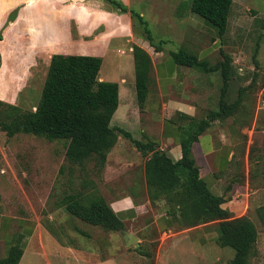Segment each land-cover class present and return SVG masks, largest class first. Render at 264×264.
Returning a JSON list of instances; mask_svg holds the SVG:
<instances>
[{
  "label": "crops",
  "instance_id": "0c3cea01",
  "mask_svg": "<svg viewBox=\"0 0 264 264\" xmlns=\"http://www.w3.org/2000/svg\"><path fill=\"white\" fill-rule=\"evenodd\" d=\"M126 1L128 3L130 0ZM131 1L149 4L156 2L155 0ZM184 1L190 0H162V3L170 4L179 11L180 8L183 9ZM13 2L14 0H0V16L5 8L12 7ZM30 2L32 3L33 0ZM52 2L53 0H50L49 3L43 5L48 19L50 18L49 22H46V33L36 30L37 27L26 19L16 23L17 27L21 29L13 28V24L8 23L11 34L3 37V42H0L1 56L7 57L13 54V41L24 42L26 39L27 43L31 45L26 49L28 52L32 51L30 47H34L35 50L50 51L53 55L75 54L74 51L69 50L70 48L67 50L66 47L64 49L58 46L61 43L72 42L67 21L73 18L71 20L74 22L73 24H76L77 36L80 37L90 35L89 33L95 27H93L91 19L86 23L84 16H80L79 12L68 18L69 12L65 11L58 15L59 20L57 21L52 14ZM263 20L264 0H231L225 31L221 38L217 37L213 27L190 14L189 9H187L185 17L178 14V18L175 19L178 31L181 32L177 35V40L180 41L186 52L191 50L192 52L188 51V53L210 65L221 60L220 51L229 57L231 77L224 98L227 104L236 99L239 88L249 84V86L257 88L259 83L254 82V79L256 80V77L260 79L264 75V30L261 29ZM48 27H50L49 30ZM16 31L23 33L21 40L15 39ZM124 40L126 43L132 41L131 37L128 39L127 36ZM75 43L79 44V42ZM89 43L90 41H85L84 44L89 45ZM132 44L136 43L132 42ZM139 47L147 53L151 64L148 76L150 82L145 100L140 108H136L132 112L129 99L127 98L125 103V101H121L120 97L125 91L127 97L130 94L133 96L134 86L132 87L123 78L118 81L113 80L112 82L117 84L118 100L117 108L109 125L113 124L111 127L124 130L135 140L149 139L153 141L159 150L165 151L173 161H176L180 158L179 146L173 141L176 127L167 121H173L177 113L194 119L204 118L209 110H213L211 109L215 103L213 98L219 85L216 98L217 107L221 89L220 76L217 72L203 73L177 66L173 64L168 54L164 58L161 50L154 52L152 49L149 52L147 50L149 48H143L140 44ZM69 52L72 54H65ZM128 52L131 53V46L128 47ZM242 72L245 77L241 81L238 76ZM209 74H214V77H211L215 78L214 84L211 83ZM97 80L105 82V78L98 76ZM261 87L262 92L264 84ZM232 89L236 91L234 97L232 93L230 94ZM227 95L229 97L226 98ZM117 112L118 115H116ZM258 120H261L259 126L256 124ZM256 138H260V141L259 145L254 146ZM262 138L264 139V98L259 101L247 100L243 102L242 100L240 109L232 111L225 118H217L210 122L209 126L191 145V157L198 169L199 178L213 195L220 196L224 200L222 206L233 218L245 215L249 208L248 202L251 195L262 194L264 196V152L262 151L264 140L262 141ZM113 153L124 154H120L122 156L116 163L119 171L113 173V177L119 178L123 182L120 185L124 192L121 195H115L111 190L109 199L104 197L103 199L123 224L122 230L137 239V246L129 248L131 251L136 252V249L146 243H155L158 256H160V251L164 250L165 254V251L170 247L174 248L180 240L179 236L188 232H196L200 235L203 232L207 233V230L212 228L215 222L182 230L172 226L173 217L166 214L167 208L163 201H156L151 206L147 199L142 174L145 159L135 151L127 140L117 137L114 146L106 155V161L102 168L104 173L109 163V157ZM122 230L115 232L118 233L121 244L120 232ZM32 234L31 222L26 223L24 220H16L14 217L0 213V259L5 256L7 248L14 243L16 235H20L19 243L22 247V254L17 263L20 264L25 251L30 252L29 243ZM47 236L46 233V240ZM111 240L112 235H109L108 243ZM199 241L201 245L206 239L200 237ZM39 246L40 260L49 264L47 250L41 242V234ZM164 254L162 253L166 258V254Z\"/></svg>",
  "mask_w": 264,
  "mask_h": 264
},
{
  "label": "rangeland",
  "instance_id": "374dc122",
  "mask_svg": "<svg viewBox=\"0 0 264 264\" xmlns=\"http://www.w3.org/2000/svg\"><path fill=\"white\" fill-rule=\"evenodd\" d=\"M30 1L14 0L10 9L5 8L2 11L0 42H3V37L11 34L8 23L13 24V28L21 29L16 23L25 19L35 25L36 30L46 33V22H49L50 18L48 19L43 5L50 0H33L32 3ZM110 1L134 12L146 22L152 42L163 41L160 48L164 58L169 52L185 50L177 40V35L181 32L178 31L175 19L178 18V14L185 17L189 1H184L183 9L180 8L179 11L170 4L162 3V0H155L153 4L131 0L128 3L126 0ZM48 5L53 6L52 14L57 21L58 15L65 11L69 12L68 18L79 12L80 16H84L86 23L91 19L95 27H92L90 35L83 37L78 35V38L76 24H73L71 20L73 18H70L67 24H69L72 42L61 43L58 46L66 47L67 50L70 48L69 50L74 51L75 54L100 58L101 64L97 76L105 78V82L123 78L132 87L134 86L133 61L128 47L133 45L139 47L140 44L143 48H149L147 49L149 52L152 51L142 36L143 28L135 16H131L129 12L117 11L109 0H53L52 4ZM16 32L15 39L21 40L23 33ZM126 36L128 39L131 37L132 41L128 40L129 43H126L124 40ZM82 40L84 42H81ZM85 41H90L89 45L84 44ZM29 46L31 45L27 43V39L24 42L16 40L12 44L13 54L7 57L0 54V102L26 111L33 110L38 101L48 60L53 55L50 51L35 50L34 47V49L30 47L32 51L29 49L31 52H28L26 49ZM213 75L209 74L208 77L214 84L216 81L215 78H211ZM244 77L245 74L242 72L238 79L242 81ZM256 81L259 83L257 88L254 86L248 89L247 93L242 95L243 102L259 101L264 98V89L261 92L264 75L260 79L256 77L254 82ZM149 82L148 77V87ZM218 91L214 92L215 103L211 107L213 110L216 109ZM235 92V89L230 90L233 97ZM125 93L126 91L121 94V101L126 103L128 98L133 112L139 108L134 94L127 97ZM256 124L259 126L261 120H258ZM118 137L121 138V136ZM259 139L256 138L254 146L259 145ZM262 145L264 152V143ZM63 147V141H47L22 133L7 137L4 132H0V213L14 217L16 220H24L26 223L31 222L33 230L29 243L30 252L25 251L20 264H45L40 260V234L41 242L47 250L49 264H226L232 257L233 251L230 248H220L214 243L217 236L215 226L209 228L207 233L203 232L200 235L196 232H188L179 236L180 240L174 248L170 247L166 250V255L164 250L160 251L158 256L155 243H146L134 252L122 246L118 233L105 232L98 227L86 225L69 217L62 208L54 206V203L62 194L68 192L71 186L66 182V174L62 176L58 174L59 167L65 164ZM120 154H111L105 173L101 170L98 177H95L93 172L88 175L102 198L107 200L111 190L115 195H121L124 192L120 185L123 182L113 177V173L119 171L116 163L124 155ZM90 166L88 164V169ZM78 176L80 175L75 170L72 175V186L78 183ZM248 204L249 208L245 215L253 223L257 233L253 254L248 264H264V227L255 215V209L264 204V196L251 195ZM109 235H112V240L108 243ZM200 237L206 239L201 245Z\"/></svg>",
  "mask_w": 264,
  "mask_h": 264
},
{
  "label": "trees",
  "instance_id": "16d2710c",
  "mask_svg": "<svg viewBox=\"0 0 264 264\" xmlns=\"http://www.w3.org/2000/svg\"><path fill=\"white\" fill-rule=\"evenodd\" d=\"M107 1V0H104ZM109 3L119 12H129L142 26L143 38L154 52L161 50L163 41L152 42L146 22L132 11L118 3ZM231 0H190V14L202 19L216 30L221 38L226 27ZM264 30V20L262 28ZM264 37V35H263ZM221 60L210 65L185 50L169 52L173 64L203 73L217 72L221 80L218 104L202 119L190 118L177 113L173 141L179 146L180 158L173 161L158 149L149 139L135 140L129 133L109 125L117 108V84L97 80L101 59L82 55H51L45 71L38 101L33 110H22L17 106L0 102V132L7 137L15 134H30L47 141L64 142V165L58 169L60 176L66 174L69 191L54 203L71 218L105 232H118L123 224L112 212L99 194L95 183L88 178L90 172L99 176L109 150L117 137L127 140L136 152L144 158L142 174L144 189L150 205L163 201L166 214L173 217L176 229H189L215 222L217 233L214 243L233 251L226 264H248L253 254L257 233L246 215L233 218L223 208L224 200L213 195L198 176V169L191 157V145L197 137L217 118H225L232 111L241 108L242 95L252 86L239 88L236 99L227 104L224 101L226 88L231 77L230 59L220 51ZM134 75V96L139 106L147 93V79L150 59L140 47L131 46ZM90 164V169H88ZM77 170L80 176L72 186V175ZM66 172V173H64ZM255 215L264 227V204L255 209ZM21 236L16 235L0 264H17L21 254ZM138 250V249H136ZM149 257L148 254H145Z\"/></svg>",
  "mask_w": 264,
  "mask_h": 264
},
{
  "label": "water",
  "instance_id": "95a60500",
  "mask_svg": "<svg viewBox=\"0 0 264 264\" xmlns=\"http://www.w3.org/2000/svg\"><path fill=\"white\" fill-rule=\"evenodd\" d=\"M120 233H121V241L125 248H132L134 246H137L136 243L137 239L133 235H131L125 230H122Z\"/></svg>",
  "mask_w": 264,
  "mask_h": 264
}]
</instances>
